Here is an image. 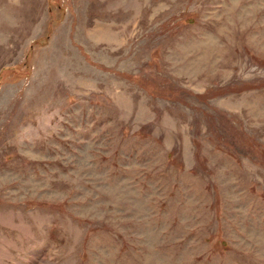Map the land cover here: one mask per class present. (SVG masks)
<instances>
[{
	"label": "rangeland",
	"instance_id": "rangeland-1",
	"mask_svg": "<svg viewBox=\"0 0 264 264\" xmlns=\"http://www.w3.org/2000/svg\"><path fill=\"white\" fill-rule=\"evenodd\" d=\"M0 264H264V0H0Z\"/></svg>",
	"mask_w": 264,
	"mask_h": 264
}]
</instances>
